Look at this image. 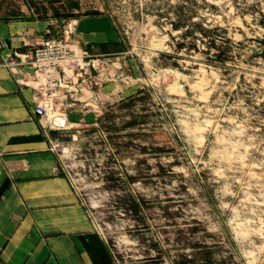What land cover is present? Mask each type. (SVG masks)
Here are the masks:
<instances>
[{"label":"rangeland","instance_id":"rangeland-1","mask_svg":"<svg viewBox=\"0 0 264 264\" xmlns=\"http://www.w3.org/2000/svg\"><path fill=\"white\" fill-rule=\"evenodd\" d=\"M96 16L115 36L84 43ZM13 19L94 61L49 117L117 264H264V0H0Z\"/></svg>","mask_w":264,"mask_h":264},{"label":"crops","instance_id":"crops-1","mask_svg":"<svg viewBox=\"0 0 264 264\" xmlns=\"http://www.w3.org/2000/svg\"><path fill=\"white\" fill-rule=\"evenodd\" d=\"M56 30L48 20H0V264H117L63 171L61 129L34 113L33 83L11 64ZM78 30L84 43L115 36L105 16L80 19Z\"/></svg>","mask_w":264,"mask_h":264},{"label":"built area","instance_id":"built-area-1","mask_svg":"<svg viewBox=\"0 0 264 264\" xmlns=\"http://www.w3.org/2000/svg\"><path fill=\"white\" fill-rule=\"evenodd\" d=\"M75 46L77 44L67 37L47 32L33 41L29 53H16V58L11 60L14 69L22 74L18 81L26 78L33 83L37 101L34 113L44 118L48 127L66 128L67 120L63 115L60 113L50 118L49 110L63 105L66 98L63 92H71V83L75 84L73 78L84 81L93 69L94 61L87 60V55ZM24 66L29 69L24 70Z\"/></svg>","mask_w":264,"mask_h":264},{"label":"bare ground","instance_id":"bare-ground-1","mask_svg":"<svg viewBox=\"0 0 264 264\" xmlns=\"http://www.w3.org/2000/svg\"><path fill=\"white\" fill-rule=\"evenodd\" d=\"M52 115V114H51ZM50 116V115H49Z\"/></svg>","mask_w":264,"mask_h":264},{"label":"trees","instance_id":"trees-1","mask_svg":"<svg viewBox=\"0 0 264 264\" xmlns=\"http://www.w3.org/2000/svg\"><path fill=\"white\" fill-rule=\"evenodd\" d=\"M264 24V23H263Z\"/></svg>","mask_w":264,"mask_h":264}]
</instances>
